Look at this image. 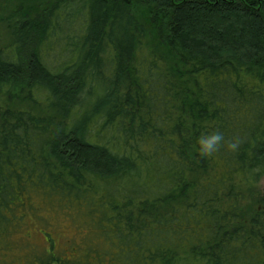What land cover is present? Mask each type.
I'll list each match as a JSON object with an SVG mask.
<instances>
[{"label": "trees", "instance_id": "obj_1", "mask_svg": "<svg viewBox=\"0 0 264 264\" xmlns=\"http://www.w3.org/2000/svg\"><path fill=\"white\" fill-rule=\"evenodd\" d=\"M6 11L0 264H264V0ZM55 219L94 233L80 255L55 253Z\"/></svg>", "mask_w": 264, "mask_h": 264}, {"label": "rangeland", "instance_id": "obj_2", "mask_svg": "<svg viewBox=\"0 0 264 264\" xmlns=\"http://www.w3.org/2000/svg\"><path fill=\"white\" fill-rule=\"evenodd\" d=\"M13 8V5L11 6ZM2 19L0 20V49L7 46L11 42L10 38V24L11 22L8 20L11 17V11H6L2 15ZM162 60L166 62L167 65H174L170 57V55L163 51ZM3 101V100H2ZM0 104H3L0 101ZM259 195L264 196V178L261 179L258 188ZM248 207L256 206V203H253L252 201H248ZM50 207L47 203L44 205L43 209H48ZM258 209L260 210L261 206H258ZM56 222L52 225L50 228H46L54 235V243H55V250H57L55 253L57 255H63L67 257H73L76 255H80L81 251L85 249L87 246L88 241H90L94 237V233L90 230L87 231V229L82 226V228L79 230L78 228H67L69 226L67 225H61L64 223L63 220L55 219ZM76 225L81 226L80 223H75ZM36 229L37 231L32 233V241L34 245L39 247L40 249L46 250L48 248L47 244L44 242V238L38 234L39 231H42L40 226ZM74 232V235H73ZM77 235H76V234ZM92 233V234H90ZM51 234V233H50ZM90 234V235H89ZM52 236V234H51Z\"/></svg>", "mask_w": 264, "mask_h": 264}, {"label": "clouds", "instance_id": "obj_3", "mask_svg": "<svg viewBox=\"0 0 264 264\" xmlns=\"http://www.w3.org/2000/svg\"><path fill=\"white\" fill-rule=\"evenodd\" d=\"M223 140L224 137L219 131H216L211 134L203 135L199 139L200 150L203 153H207L211 155L219 150ZM230 147L232 149H235L238 147V145L236 143H231Z\"/></svg>", "mask_w": 264, "mask_h": 264}]
</instances>
